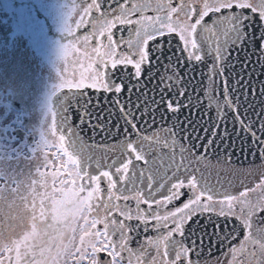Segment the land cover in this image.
<instances>
[{"label": "snow or ice", "instance_id": "snow-or-ice-1", "mask_svg": "<svg viewBox=\"0 0 264 264\" xmlns=\"http://www.w3.org/2000/svg\"><path fill=\"white\" fill-rule=\"evenodd\" d=\"M81 7L74 28L69 26L67 14L64 17L62 36L64 41L72 39L60 45V52L65 60L69 52H76L75 63L82 66L81 58H86L87 74L80 73L78 78L75 73L71 77L60 75L59 83L52 89L42 110L40 139L35 147H29L31 153L41 154L36 157V175L29 171L20 179L0 173V179L16 185L9 191L17 194L20 201L10 200L5 212L8 185H0V222L7 217L9 224L19 221L26 229L15 239H0V253H9L6 259L10 264L12 253L15 264H27L25 258L37 247V221H46L50 216L53 224L57 223L72 202L68 199L70 194L88 213H95L90 221L93 231L86 234L87 240L81 237L73 253L78 264L85 257L90 264H209L202 255L206 240L213 242L211 247L219 245L225 249L223 259L217 258L214 264H264V178L251 188L241 182L243 190L238 193L220 190L224 180L217 172L216 182L212 183L208 159L217 136L227 140L232 135L227 127L220 132V123L226 124L231 113L233 126L238 127L235 135L250 136L256 146L253 156L259 152L264 161V107L255 111L247 90L241 93L243 101L239 96L233 101L237 86L244 89L253 86L241 85V76L229 87L225 76V70L234 69L239 62L229 59L232 53L243 50L246 43L255 44L257 39L258 62L264 67V31L256 34L253 29L257 23L264 29V0H87ZM85 27L89 29L87 32L76 34L77 29ZM250 59L245 56L241 71L247 68ZM209 62L207 76L200 73L199 90L204 91L208 107L215 104L217 109L218 122H213L210 136L209 128L204 127L202 135L201 128L192 120L185 123L179 119L182 109L190 112L193 106V93L188 88L193 78L185 81L180 68L187 65L184 75L188 76L194 67ZM161 66L164 72L156 80L159 100L153 99L152 103L165 105V114H172L171 123L158 130L146 121L138 126L148 107H141L140 97L133 107V89L140 96H147V91L141 89L146 88L145 81L156 79L155 69ZM129 67L132 72L127 71ZM219 77L223 78V102L204 84L207 79L214 88ZM130 79L136 83L131 84ZM126 85L128 96L122 98L120 94ZM65 88L67 92L63 91ZM100 92L106 94L107 108L102 106ZM107 94H114L111 100ZM196 95L199 104L198 92ZM260 95H264V82ZM255 96L253 88V99ZM225 106L228 112L224 111ZM249 109L255 119L248 114ZM114 116L115 132L120 133L123 126L122 139L115 144H96L98 132L105 133V138L115 135ZM152 123L155 124L154 115ZM89 129L93 134L89 138L91 143L83 135ZM36 131L32 129L29 135H35ZM4 139L0 135V149L5 147ZM8 142L14 141L9 138ZM53 147L57 151L52 157L61 163L55 171H41V167L52 165L47 149ZM108 153L114 154L111 163ZM230 160L231 154H226L224 166H230ZM201 161L207 162L201 166ZM49 177L51 192L47 191ZM77 180L81 182L78 187ZM102 182L106 188L101 187ZM227 182L231 184L230 180ZM65 184L71 186L65 190ZM56 192L64 198L56 199L53 195ZM181 198H185L183 203L177 205L175 202ZM98 224L103 228H97ZM141 230L156 235L136 242L133 247ZM241 231L243 238L234 244ZM101 252L105 259L98 256Z\"/></svg>", "mask_w": 264, "mask_h": 264}, {"label": "flooded vegetation", "instance_id": "flooded-vegetation-1", "mask_svg": "<svg viewBox=\"0 0 264 264\" xmlns=\"http://www.w3.org/2000/svg\"><path fill=\"white\" fill-rule=\"evenodd\" d=\"M66 2L69 5L76 3L75 7H77L86 3L87 0H67ZM21 5L25 6V3L18 4L17 0H6V4H4L0 0V135L5 137V147L0 149V173L5 177L16 175L23 179L29 171L32 175H36V157L41 154L31 153L29 147H35L36 141L40 139L42 110L52 89L59 83L60 75L71 77L75 73L78 78L80 73H84L87 60L81 58L83 66L80 63H75L77 57L74 51L69 52L67 60L62 58L60 45L63 42L67 44L72 38L68 37L64 41L62 35L53 33V26L48 21L46 23L49 35L45 36L40 44L35 42L34 37L26 34V31L24 32L22 29L19 18L21 14L19 13V7ZM76 11V16H79L82 7L79 10L76 9ZM145 14L155 15L154 12H146ZM71 27L74 28V25ZM88 30L87 27L77 29L76 34L81 35ZM124 35L127 36V33L125 32ZM117 38H119V33ZM129 68L132 72L133 69ZM21 81L23 82L22 90L19 87ZM64 90L68 89L65 88ZM34 128L37 129L35 135H29ZM9 138L14 142L9 144ZM25 145L28 147H25ZM16 149L20 151L15 152ZM47 151L48 155L52 157V153L56 152L57 149L53 147L47 149ZM52 160V165L41 167V171H55L61 161L55 157H52ZM48 179L49 188L47 191L51 192V177ZM5 183L8 185L5 188V196L8 197V200L5 201L4 206L5 212H7V203L10 200L14 199L17 203H20V201L17 194L9 191L10 188L16 185L12 184L10 180L0 179V185ZM80 183L77 180L76 186L78 187ZM70 186L65 184L63 187L67 190ZM56 187H60L59 178H57ZM101 187L106 188V183L102 182ZM23 191L26 194L27 188L25 187ZM53 195L56 199L64 198L60 192ZM185 198H181L175 203L180 205ZM68 199L72 202L63 210V215L57 223L53 224L50 216L46 221H37V240L35 241L37 247L33 254L25 258L27 264H78V257L74 256L73 253L76 246L80 244L81 237L84 236L87 240L88 236L86 234L93 231L90 227V221L91 216L95 213H88L86 208L75 202V197L70 194ZM29 203H31V200H29ZM48 203L46 200L45 204ZM120 203H123V201ZM129 203L134 205L133 201H129ZM37 204H39V200H37ZM141 207L146 208L147 205H141ZM168 207L171 208L172 206L169 205ZM85 217H89L87 222ZM233 222L235 223V221ZM131 223L136 224L138 221H132ZM49 224H52V227H48ZM97 228L102 229L103 225L98 224ZM25 230V227L19 221L9 224L7 217H5L3 222H0V239L3 241L15 239L17 235L22 234ZM155 235L152 231L144 232L141 230L132 246L135 247L136 242ZM243 235L244 233L241 231L233 243L238 244ZM207 242L208 240L205 241V243ZM209 247L211 245H206L207 251L204 254L202 253L208 259L209 264H214L217 258L223 259L224 248L219 245L211 247L209 255ZM41 248H43V251H41ZM8 255L7 252L0 253V260H4V264H10L6 259ZM11 255L13 257L11 264H15V254L12 253ZM98 256L101 259L106 258L103 252L99 253ZM79 264H90V261L85 257V259L79 261Z\"/></svg>", "mask_w": 264, "mask_h": 264}, {"label": "water", "instance_id": "water-1", "mask_svg": "<svg viewBox=\"0 0 264 264\" xmlns=\"http://www.w3.org/2000/svg\"><path fill=\"white\" fill-rule=\"evenodd\" d=\"M254 32L256 34L259 33V31H264V29H261V26L259 23L253 26ZM167 39V37H165ZM177 41L173 42V48L175 49V43ZM251 43V42H250ZM179 54V53H177ZM249 56L251 59L248 62L247 68H244L243 71L242 65L245 61V56ZM260 57V41L257 39L255 44H248L246 43L243 50H237L232 53V55L229 57L230 60L238 59V63L235 64V68H229L225 70V76L228 78L227 83L228 86L231 87L236 84V80L241 79V76L243 79H241V85H244L245 83H251L253 88L256 91L255 99H253V88L244 89L243 87L237 86L238 90L232 94V100L235 101L236 97L239 96L240 100L243 101L244 97L241 95V93L245 90L248 92V100L253 103L255 106V111H260V108L264 107V95H260V89H261V82H264V67H261V63L258 62V58ZM264 59V58H262ZM187 65L180 68V76L183 77L185 81L189 79L191 76L192 83L188 85L189 92L193 93L192 98V108L191 111L187 108H184L179 113V119L183 122H187V120H192L195 125L201 128V134L203 135L202 129L204 127L209 128V136L211 135V128L214 126L213 122H218L217 120V109L215 104L211 106V108L208 107L209 101L207 98H205L204 91L199 90V82L201 80L200 73L204 72L205 76H207L210 68V62L206 63L204 65H197L193 68L192 72L189 73L188 76H185V69ZM130 68L127 69V71ZM254 69V71H253ZM131 72V69L130 71ZM164 72L163 66H161L159 69H155L156 79H153L151 81H145L146 88H142L141 91H147V96H140L139 92H135V89H133V94L131 96V102L133 107L135 106L137 102V97H140V104L143 108L145 105L148 107L147 113L144 115L143 119L141 120V124L138 126H142L144 122L146 121L148 125H152L153 129H160L161 126L167 127L171 123V113L166 112L165 105L163 104H154L152 103V100H159V87L156 85V80L159 79L160 75ZM120 73H117V76H119ZM147 75V72L145 73ZM143 79V77H142ZM223 78L219 77L217 78V84L213 88V86L209 83L207 79L204 80L205 87L209 89L210 93L218 100L223 102ZM131 84H135L136 81L134 79H130ZM153 90H155V96L153 95ZM167 90V89H165ZM68 90H64V92H67ZM85 91L91 92V89H85ZM198 92L199 98L201 102L197 104V95ZM186 93L185 95H187ZM99 99L102 103V106L104 108H107V103H104V97L105 93L100 92ZM108 99L111 100L112 96L114 94H107ZM122 98H125L128 96V85L125 86L124 92L121 94ZM169 96H171V93H168ZM183 100V98H182ZM127 106V104H126ZM153 109H155V112H153ZM224 111L228 112L229 110L227 107H224ZM243 111V110H241ZM250 116L255 119L254 113L252 109H249ZM119 115V110H116V116ZM153 115L155 117V124L152 123ZM113 124V133L115 135L105 138V133L98 132V135L95 136V142L98 145L102 144H115L117 140L122 139V133H123V126L121 125L120 133L115 132L114 125L116 124V118L113 117L112 120ZM227 127L228 132L232 135H229L227 140H221L220 136L218 135L216 138V141L214 142L213 149L208 153V159L211 161V167L209 171L212 173V183L215 184V178L217 172L220 173L221 177L224 180L223 183V189H220V185H216V187L220 190H227L229 192H235L238 193L239 191H242L243 188L241 187V182L243 185H246L247 187L251 188L254 187L259 181L264 178L262 176V173H264V167H261L262 164H264V161L260 158V153L256 152V155L253 156V152L256 151V146L252 144L251 138L245 137L243 133H241L240 136H236L235 133L238 131V127L233 126L232 121V114L229 113L228 120L226 124L220 123V132H223V129ZM131 131V129H129ZM84 138L86 140H89L91 143V140L89 138L92 137V131L89 129L85 133H83ZM206 142V139H205ZM195 143V141H194ZM231 154V160L229 162L230 166H224V160L226 154ZM114 158L113 153H108V163H111V159ZM220 161V164L217 165V161ZM207 161H201V166H203ZM94 170V166H93ZM231 181V184H229L227 181ZM161 198V197H158ZM212 241H208L205 243L206 245H212ZM207 251L206 247L203 251V254Z\"/></svg>", "mask_w": 264, "mask_h": 264}, {"label": "rangeland", "instance_id": "rangeland-1", "mask_svg": "<svg viewBox=\"0 0 264 264\" xmlns=\"http://www.w3.org/2000/svg\"><path fill=\"white\" fill-rule=\"evenodd\" d=\"M66 1L67 0H17L18 4L25 3V6L21 5V7H19V13L22 14H20L19 18L23 31L33 36L34 41L40 44L42 39L49 35L46 21L53 26V33L55 32L58 35H62L61 29L66 14L68 16L69 26H75V20L79 19V16H76V9L79 10L81 6L75 7L76 3L69 5ZM1 2L6 4V0H1ZM72 16H74L72 18L74 22L71 19ZM84 74H87L86 67H84Z\"/></svg>", "mask_w": 264, "mask_h": 264}, {"label": "clouds", "instance_id": "clouds-1", "mask_svg": "<svg viewBox=\"0 0 264 264\" xmlns=\"http://www.w3.org/2000/svg\"><path fill=\"white\" fill-rule=\"evenodd\" d=\"M19 87L21 88V90L23 89V82L22 81L20 82Z\"/></svg>", "mask_w": 264, "mask_h": 264}]
</instances>
